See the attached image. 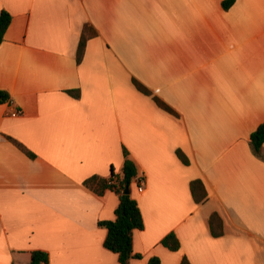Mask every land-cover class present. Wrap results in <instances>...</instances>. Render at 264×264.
<instances>
[{
  "label": "crops",
  "instance_id": "1",
  "mask_svg": "<svg viewBox=\"0 0 264 264\" xmlns=\"http://www.w3.org/2000/svg\"><path fill=\"white\" fill-rule=\"evenodd\" d=\"M222 1L0 0L12 16L0 43L11 97L0 104V264H31L34 250L43 264H120L98 224L119 197L84 181L121 176L124 149L144 218L130 264H264V143L250 139L264 121V0ZM169 233L176 251L162 244Z\"/></svg>",
  "mask_w": 264,
  "mask_h": 264
},
{
  "label": "trees",
  "instance_id": "2",
  "mask_svg": "<svg viewBox=\"0 0 264 264\" xmlns=\"http://www.w3.org/2000/svg\"><path fill=\"white\" fill-rule=\"evenodd\" d=\"M236 0H223L222 5L225 9H229ZM12 21L11 14L2 10L0 12V43L3 41L5 32L10 26ZM83 34L78 50H77V62H81L84 56L86 47V29ZM133 83L138 90L144 94L150 95L151 92L137 79H133ZM68 92L78 97L80 92L78 89H70ZM11 100L8 91L0 88V104L8 102ZM154 100L159 106L168 110L171 113L175 111L169 107L165 102H163L158 97L154 96ZM11 141L16 143L21 149H23L29 156L34 157V153L29 151L25 146H23L17 140L9 137ZM251 143L256 151H259L264 143V121L258 125V127L250 135ZM177 155L185 164H189V159L185 153L178 149ZM124 165L122 175H116L112 172L110 177H115V183H109L108 179L101 178L98 175H93L87 178L84 183L85 185L93 188L96 192L102 193L104 189L109 188L118 195L119 204L115 210V218L110 220H100L98 224L107 228V236L104 245L109 250L115 252L118 255V260L120 264H130L133 258H140L141 255L134 253L133 251V232L136 229L144 228V218L139 207V204L135 198L130 194L124 193L126 187H130L133 180L137 176V168L133 160L128 156V151L124 149ZM191 191L194 199L197 202L206 200L207 190L201 179H195L191 182ZM210 228L214 236H221L223 234V221L217 212L212 213L210 217ZM162 244L168 247L170 250L176 251L180 248V242L175 235V233H169L162 240ZM49 262V255L47 252L42 250H34L31 254V264H43ZM148 264H160V259L158 257H151ZM180 264H191L187 256L182 258Z\"/></svg>",
  "mask_w": 264,
  "mask_h": 264
},
{
  "label": "built area",
  "instance_id": "3",
  "mask_svg": "<svg viewBox=\"0 0 264 264\" xmlns=\"http://www.w3.org/2000/svg\"><path fill=\"white\" fill-rule=\"evenodd\" d=\"M21 112V109L19 108H14L12 111H11V114L13 116H16L18 115L19 113ZM109 183H115V177H109V180H108ZM144 189V178L143 177H139L137 179V190L139 192H142Z\"/></svg>",
  "mask_w": 264,
  "mask_h": 264
},
{
  "label": "water",
  "instance_id": "4",
  "mask_svg": "<svg viewBox=\"0 0 264 264\" xmlns=\"http://www.w3.org/2000/svg\"><path fill=\"white\" fill-rule=\"evenodd\" d=\"M124 193H126V194H130V187H126Z\"/></svg>",
  "mask_w": 264,
  "mask_h": 264
}]
</instances>
